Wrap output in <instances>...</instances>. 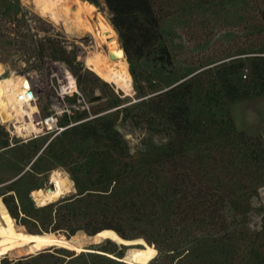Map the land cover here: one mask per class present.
<instances>
[{"label":"trees","instance_id":"obj_1","mask_svg":"<svg viewBox=\"0 0 264 264\" xmlns=\"http://www.w3.org/2000/svg\"><path fill=\"white\" fill-rule=\"evenodd\" d=\"M13 1L0 0L2 15L11 12L12 2L19 7V0ZM88 1L98 4V0ZM198 1L207 2L104 0L109 21L118 33L136 82L138 61L157 54L162 62H171L167 46L161 44L162 21L184 13ZM255 3L259 26L248 37L252 44L244 52L251 55L203 69L162 91L153 87L147 93L141 85L136 86L141 99L124 108L125 119L135 125L144 124L149 132L164 135L168 142L131 152L115 127V120L102 117L75 127L80 144L87 140L94 143L87 149L91 162L86 171L90 189L102 193L80 192L39 208L50 212L48 219L54 223L55 228L50 230L54 237L68 238L79 229L95 234L113 228L123 237L134 238V234L124 230V224H151L161 218L159 225L164 223L182 229L205 223L220 237L221 243L228 242L226 247L230 251L226 258L230 264H264V220L258 230L236 226L248 224L247 214L252 208L250 199L264 186L263 138L239 130L230 113L222 117L209 114L213 106L264 94V0ZM49 40V47L44 44L40 47L42 58L50 55L69 63L73 61L58 40ZM222 54L232 56L233 52ZM245 69H248L246 78L243 77ZM91 74L89 81L108 86V82ZM84 82L85 79L80 78V83ZM121 101L122 97L118 96L107 106H116ZM82 115L85 114L79 116ZM67 129L71 131L70 127ZM117 186L128 187L127 193L107 202L105 196H101L103 200L97 201L107 206L104 212L111 215L103 214L98 226L92 220L97 214L85 212L84 218L79 219L83 211L77 209L82 203L95 202L97 194L108 195ZM4 201L9 213L16 218L12 204L7 199ZM227 206L233 208L232 216L227 214ZM0 208V219L11 220L1 202ZM166 208L170 210L168 213L164 212ZM81 220L88 222L86 227L74 226ZM65 225L70 229V236L56 232ZM23 230L38 231L31 227ZM157 248L159 253L151 264H173L176 258L189 257V251L168 253L161 245Z\"/></svg>","mask_w":264,"mask_h":264},{"label":"rangeland","instance_id":"obj_2","mask_svg":"<svg viewBox=\"0 0 264 264\" xmlns=\"http://www.w3.org/2000/svg\"><path fill=\"white\" fill-rule=\"evenodd\" d=\"M13 2L11 12L4 15L0 13V59L6 68L2 76L14 71L18 77L29 79L36 96L37 110L42 117L50 113L54 100L68 87L66 80L60 74V64H64L76 76L78 90L85 99L79 101L77 95L67 97L69 104L75 106L73 109L76 110V114L71 118L63 116L58 128L53 132L28 141H22L16 136L14 126L12 131L15 136H11L6 129V125L10 123L17 125V119L0 115V202L11 218L9 221H12L15 217L9 213L4 199L9 200L17 212V217L12 223L19 224L25 229L31 227L38 230L36 233L29 232L33 236L39 234L55 236L50 231L55 228L54 223H50L48 219L50 212L39 210L42 206H38L32 196L33 192L50 186V173L54 168L69 172L75 186L73 191L63 195L61 199L80 192L102 193L90 189V179L86 171L91 162L90 157L87 156V149L94 143L92 140H87L80 144L76 138L78 132L75 130L76 126H82L88 120L95 121L102 117L115 120V127L123 135L131 152L144 150L152 144H165L168 139L164 135H155L149 132L144 124L135 125L131 120L125 119L124 108L131 107L134 102L141 99L136 86L141 85L147 93L153 87L157 91H162L203 69L215 67L233 58H245L251 55L244 54L245 49L250 48L252 44L248 37L259 26L254 7L256 0H207L206 3L198 1L184 13L162 21L161 44L167 46L171 62H162L157 54L138 61L137 82L132 74L133 92L131 95H125L111 83L103 87L89 81L92 71L83 61L85 49L61 24L41 15L30 0H19V7ZM92 6L109 21L104 0H98V4L94 3ZM91 19L99 29V19L95 17L94 12L91 13ZM49 38L61 43L73 60L71 63L50 55L41 57L40 47L42 44L49 47ZM81 39L85 44L97 45L90 34ZM115 46L122 48L119 36ZM107 48L113 47L107 46ZM223 52H233V54L223 56ZM127 62L131 71L129 61ZM203 62H205L204 66H202ZM79 75L80 78L85 79L83 84L80 83ZM118 96L122 97V101L108 108L107 105ZM82 106H89L90 112L83 113ZM94 109L98 112H94ZM228 113L232 115L239 130H244L253 136L261 134L264 141V131L261 130L264 122V94L213 106L209 114L222 117ZM81 114L85 115L80 117ZM38 115L39 113L35 115L36 118H39ZM68 127L71 128L70 132ZM127 190L128 187L117 186L108 192V195L97 194L95 202L85 201L79 208L76 207L77 211H83L79 219L84 218L85 212L97 214L92 220L93 224L98 226L101 216L107 213L104 211L108 208L97 202L103 200L101 196H105L104 201L107 202L119 195H125ZM250 200L252 208L247 214L248 224L236 226L248 227L252 231L260 229L264 220V186L259 189L258 195ZM72 208L74 209L75 206ZM169 211L168 208L164 210L165 213ZM226 211L229 216L233 215L231 206H227ZM52 216L55 214L53 213ZM160 220L151 224L150 222L141 225L124 224L123 228L126 232L134 234V238L140 234L156 248L161 245L169 251L168 253L186 254L189 251V257L182 260L176 258L173 264H230L226 258L230 251L226 247L228 242L221 243L220 237L209 225L203 223L182 229L164 223L159 225ZM76 224L86 227L88 222L81 220L74 226ZM69 230L65 225L56 232L66 236L70 234ZM52 238L50 236L49 238L0 239V264H127L106 255L80 252L62 242H54ZM98 248L119 255L124 252L122 245L111 240H106Z\"/></svg>","mask_w":264,"mask_h":264},{"label":"bare ground","instance_id":"obj_3","mask_svg":"<svg viewBox=\"0 0 264 264\" xmlns=\"http://www.w3.org/2000/svg\"><path fill=\"white\" fill-rule=\"evenodd\" d=\"M34 3L39 13L50 18L53 22L61 24L66 32L73 34L77 42L85 49L83 61L86 67L94 72L104 81L113 84L119 91L125 95H131L132 73L129 65L120 50L116 47L118 33L106 17L94 9L88 0H30ZM36 11V10H35ZM99 19L100 28L97 29L91 19V13ZM87 34L92 35L97 45L85 44L82 37ZM94 41V42H95ZM107 46L113 47L108 49ZM118 52V58H112L110 53ZM5 65L0 61V115L9 116L17 119V125L10 123L6 125L11 129L14 126L16 134L22 137H28L33 134H44L47 130L55 127V120L48 118L46 121L38 122L35 113L37 111V102L32 90V83L28 78H20L17 73L11 71L6 76H2ZM61 76L66 80L72 90H75L76 76L64 65H59ZM36 86V85H35ZM50 117V115H49ZM50 186L39 191L33 192V200L38 206H45L51 202L59 200L63 195L74 190L70 174L66 170L54 168L50 173ZM12 221L0 219V239L3 238H47L49 235L39 234L33 236L31 233L23 230L19 224H13ZM56 239L57 243L62 242L80 252L98 253L114 258L127 264H151L152 260L158 255V249L150 244L144 237L126 238L121 236L113 228H105L95 234H88L79 230L71 237ZM106 240H111L119 245H126L122 255L113 251L98 248ZM55 242V241H54ZM124 248V246H123ZM122 249V248H121ZM123 250V249H122Z\"/></svg>","mask_w":264,"mask_h":264},{"label":"built area","instance_id":"obj_4","mask_svg":"<svg viewBox=\"0 0 264 264\" xmlns=\"http://www.w3.org/2000/svg\"><path fill=\"white\" fill-rule=\"evenodd\" d=\"M64 65V64H63ZM247 73H248V69H245V72L243 74V77L246 78L247 77ZM76 78V77H75ZM76 85H77V79H76ZM31 92H34L33 90H31ZM74 95L79 96L78 100L79 101H85V99L83 98L82 93L78 90V86L76 87L75 90H72L69 86L66 87L63 91H61V93H59V96L54 100V104L52 105V110L50 111V113H48V115H46L45 117H42L40 112H38V110L36 111L35 115L37 113H39V118H37L38 122H41L43 124L44 121H46L48 118H52L53 120H55V127L52 128L51 130H47L46 133L38 135V134H33L31 136L28 137H20L18 135H16L18 138H20L22 141H28L31 139H35L38 138L40 136H44L50 132H53L56 128H58V124L61 121V118L63 116H68L69 118H71L72 116H74L76 114V110L73 109V107L71 104H69V102L66 100L67 97H74ZM36 102V101H35ZM79 110V108H76ZM82 112H90V107L89 106H82L81 108ZM50 115V117H49ZM44 125V124H43ZM7 131L10 133L11 136H15V134H13L12 129L9 127H6Z\"/></svg>","mask_w":264,"mask_h":264},{"label":"water","instance_id":"obj_5","mask_svg":"<svg viewBox=\"0 0 264 264\" xmlns=\"http://www.w3.org/2000/svg\"><path fill=\"white\" fill-rule=\"evenodd\" d=\"M120 52H121L124 56H126V53H125V50H124L123 47L121 48ZM110 55H111L112 58H118V56H119L118 52H111ZM126 58H127V57H126ZM30 94H32V92H30ZM70 235H71V234H68V236H70ZM123 246H124L123 251H124L126 248H128V246H126V245H123Z\"/></svg>","mask_w":264,"mask_h":264},{"label":"crops","instance_id":"obj_6","mask_svg":"<svg viewBox=\"0 0 264 264\" xmlns=\"http://www.w3.org/2000/svg\"><path fill=\"white\" fill-rule=\"evenodd\" d=\"M264 121V120H263ZM262 131H264V122H263V129H261ZM262 131H260L262 133ZM260 134V133H259ZM261 135V134H260Z\"/></svg>","mask_w":264,"mask_h":264}]
</instances>
